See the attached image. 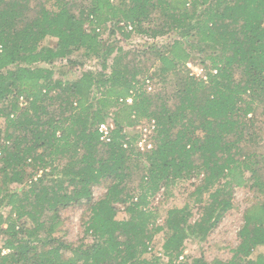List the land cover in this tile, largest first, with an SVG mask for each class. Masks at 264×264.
<instances>
[{"label": "trees", "instance_id": "obj_1", "mask_svg": "<svg viewBox=\"0 0 264 264\" xmlns=\"http://www.w3.org/2000/svg\"><path fill=\"white\" fill-rule=\"evenodd\" d=\"M48 1L0 0V264H156L158 256L144 254L160 229L166 264H183L185 240H204L243 185L263 200L245 209L231 259L215 264H264L262 255L251 258L264 245V163L250 148L264 141L256 118L264 112V0ZM106 31L176 37L135 49L155 56L149 74L103 43ZM47 37L53 45L41 44ZM79 51L98 58L100 70L67 78L83 64L71 59ZM154 76L172 88L147 91ZM107 119L114 128L103 143L97 128ZM150 120L152 147L140 151L134 127ZM199 174L200 217L191 222L189 205L173 207L158 225L150 199ZM101 184L106 191L94 201ZM82 204L83 235L92 240L73 245L55 233L61 211Z\"/></svg>", "mask_w": 264, "mask_h": 264}, {"label": "rangeland", "instance_id": "obj_2", "mask_svg": "<svg viewBox=\"0 0 264 264\" xmlns=\"http://www.w3.org/2000/svg\"><path fill=\"white\" fill-rule=\"evenodd\" d=\"M52 3V0L48 1L47 5L49 6ZM159 13H155L154 20L155 22H159ZM158 18V19H157ZM152 25V24H151ZM87 27V25H86ZM176 37L175 33H169L164 36H159L154 40L145 36L141 33H131L130 37L124 39L121 34H111L108 31L103 32L101 35V39L103 43H113L116 47L127 51L129 54L124 59V62L135 63L139 67L148 68V73L151 74L155 69L158 68V62L155 61V56L152 52H136L135 49H142L143 46L146 48L149 45V42L155 41L158 45L165 44ZM196 40V39H192ZM55 42V38L47 37L42 41L43 46H51ZM83 52H75L72 56V60H76L78 62H83L81 66H75L72 68V72L66 74L65 77L71 78L69 76L79 75L84 70H100L101 61L98 58H87L83 56ZM195 53V52H194ZM144 54V55H143ZM196 58L198 56H202L199 52L195 53ZM198 61V60H197ZM110 62V61H109ZM199 62V61H198ZM208 60L206 64L208 65ZM65 60L57 61L56 66H60L65 64ZM193 73L196 68H200L198 64H192L188 66ZM66 70V69H65ZM109 71V69H107ZM194 74V73H193ZM61 76L59 73L55 74V77ZM151 81L152 91L158 90L160 88L171 89L174 84L173 81L163 83L159 76H154ZM149 91V92H152ZM256 118L257 124L261 127L264 124H260L264 122V112H262V108L256 109ZM264 136V134H263ZM250 148L256 150L258 154L262 155L260 160L262 161L259 166H262L264 163V141L260 143L251 144ZM264 172V170H263ZM202 175L193 176L188 180H179L174 186L170 187L168 191L161 189L152 199H150V204L152 208L157 213L156 223L158 225H162L165 220L167 210L170 208H182L184 205H189L192 210V216L190 221L200 217V209L199 206L202 203H199L195 199H197V195L194 193V189L197 184L200 183ZM138 178H134L133 186H136ZM14 186V185H13ZM19 185H16L17 187ZM93 200H98L101 198L105 191V185H97L93 187ZM204 200L207 198V194L203 195ZM258 200H263V196H260L257 192H255L249 186H241L233 188V207L232 209L225 214L220 223L207 235L204 240L188 238L184 242V257L180 260L178 258V262H182L183 264H188L191 262L193 258H203L204 261L208 264H215L216 261H228L231 259L233 255V250L238 244V231L243 225V213L247 207L257 202ZM87 204H82L80 206H70L61 211V225L59 226V232H56L55 235H59L63 240L69 242L73 245H77L80 242L84 241L85 243H89L92 238L86 237L84 238L83 228L86 222V218L89 214V210L87 209ZM120 209L119 216L122 218L126 217L123 212V206L118 205ZM9 207L4 206L1 208L2 213L5 215L8 213ZM165 229H160L156 234H154L153 240L150 244V251H148L144 256L146 258H152V256H158V262L156 264H166L167 257L162 253V245L165 239ZM168 235V234H166ZM1 245V242H0ZM69 254V252L67 251ZM258 255H262L264 257V245L256 248L254 253L251 255V258H256ZM239 264H245V262H239Z\"/></svg>", "mask_w": 264, "mask_h": 264}, {"label": "built area", "instance_id": "obj_3", "mask_svg": "<svg viewBox=\"0 0 264 264\" xmlns=\"http://www.w3.org/2000/svg\"><path fill=\"white\" fill-rule=\"evenodd\" d=\"M121 25H122V23H121ZM127 29L131 30L132 26L128 25ZM189 65H190V63H188V66ZM193 73H194V75L202 77L204 80H206V76L204 75L202 68H196V70H194ZM145 88L147 91H152L151 81L149 79L145 80ZM126 101L128 103H130L131 102L130 97L127 98ZM154 127H155V125H154L153 120L142 121L134 127V129L136 131H138V133H139L138 140L135 144L136 149H138L140 151H145V150H148L152 147V144L148 138H149L150 133L154 129ZM113 128H114V125H113V122L111 119H107L98 125L97 130H98L99 139L101 142L107 143L110 141ZM128 140H129V137H126L125 140L123 141L122 146L124 148L129 147ZM3 252H5V251H3ZM184 254H185V252L179 256L180 260L184 257Z\"/></svg>", "mask_w": 264, "mask_h": 264}]
</instances>
